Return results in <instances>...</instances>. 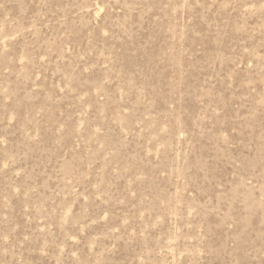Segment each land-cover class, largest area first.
Returning <instances> with one entry per match:
<instances>
[{
  "label": "rangeland",
  "instance_id": "1",
  "mask_svg": "<svg viewBox=\"0 0 264 264\" xmlns=\"http://www.w3.org/2000/svg\"><path fill=\"white\" fill-rule=\"evenodd\" d=\"M0 264H264V0H0Z\"/></svg>",
  "mask_w": 264,
  "mask_h": 264
}]
</instances>
